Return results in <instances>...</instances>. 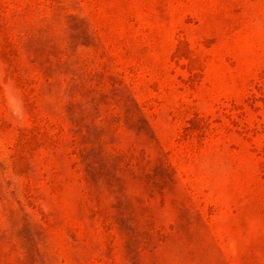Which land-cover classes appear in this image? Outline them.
<instances>
[{
  "label": "rangeland",
  "instance_id": "rangeland-1",
  "mask_svg": "<svg viewBox=\"0 0 264 264\" xmlns=\"http://www.w3.org/2000/svg\"><path fill=\"white\" fill-rule=\"evenodd\" d=\"M0 264H264V0H0Z\"/></svg>",
  "mask_w": 264,
  "mask_h": 264
}]
</instances>
